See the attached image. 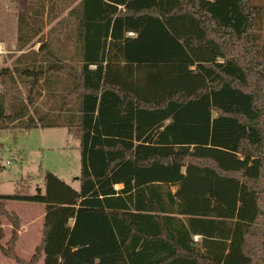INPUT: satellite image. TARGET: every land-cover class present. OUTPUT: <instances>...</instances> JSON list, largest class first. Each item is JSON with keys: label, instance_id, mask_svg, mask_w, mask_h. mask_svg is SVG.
Masks as SVG:
<instances>
[{"label": "trees", "instance_id": "obj_1", "mask_svg": "<svg viewBox=\"0 0 264 264\" xmlns=\"http://www.w3.org/2000/svg\"><path fill=\"white\" fill-rule=\"evenodd\" d=\"M18 1L23 49L53 0H39L35 20L33 0ZM70 3L79 68L41 44L48 66L21 74L30 106L50 75H67L71 86L55 110L34 108V116L24 104L6 115L0 94V130L20 121L22 130L66 128L79 142V188L46 172L43 192L0 195V217L12 226L3 246L0 224L2 256L15 264H264V3ZM8 201L45 207L28 261L15 253L19 223Z\"/></svg>", "mask_w": 264, "mask_h": 264}, {"label": "rangeland", "instance_id": "obj_2", "mask_svg": "<svg viewBox=\"0 0 264 264\" xmlns=\"http://www.w3.org/2000/svg\"><path fill=\"white\" fill-rule=\"evenodd\" d=\"M43 2L46 0H42ZM42 1L33 0L31 11L33 19L36 12L42 7ZM264 3V0H255ZM71 0H53L52 3H43L45 14L40 17L41 33L23 50L17 45L11 48L14 42L12 37L19 25L20 8L17 0H0V41H3L7 53L0 56V94L5 98V113L12 114L14 108L24 104L33 115L55 110L71 86L70 79L64 74H54L47 78V83H40L37 90L40 97L34 95L33 105H28V79L21 71L35 65L48 66L44 52L38 53L41 44L50 52L79 68V60L75 55L74 23L68 15L74 7ZM35 22V21H34ZM34 23L35 28L38 24ZM41 42V43H40ZM47 60V59H46ZM46 78V76H44ZM215 117V114H213ZM20 122L8 124V129L0 130V195H33L37 188H43L44 174L50 172L78 190L76 180L80 173L79 142L68 135L64 128L31 130L17 129ZM9 209H21V202L10 201ZM1 222V221H0Z\"/></svg>", "mask_w": 264, "mask_h": 264}, {"label": "crops", "instance_id": "obj_3", "mask_svg": "<svg viewBox=\"0 0 264 264\" xmlns=\"http://www.w3.org/2000/svg\"><path fill=\"white\" fill-rule=\"evenodd\" d=\"M12 40L14 42L10 45L11 48L15 47V45H17L16 47L20 51L25 48V47L23 49L18 48L19 46L18 27L17 30L15 31L14 37H12ZM0 43L5 47L3 41H0ZM46 129H53V128H46ZM43 188H39V189L43 192ZM121 188L122 186L120 185L115 187L116 190H119ZM175 190L176 188H172V192H175ZM10 203H11L10 201L4 202L3 205L6 212L14 213L18 218L19 230L17 232L18 239L15 244V253L19 258L28 261L34 255L35 249L37 248V246H39L41 242L44 216H45V207L40 204L21 202L22 204H24L21 206V209H9L8 206L10 205ZM0 221H1L0 222L1 228L4 234V238L2 239L1 244L4 246L11 237L12 226L4 217H0ZM70 224L73 225V221H71ZM194 240L197 241L198 237H194ZM0 264H15V263L12 260L2 256V254L0 253ZM37 264H43V257Z\"/></svg>", "mask_w": 264, "mask_h": 264}, {"label": "built area", "instance_id": "obj_4", "mask_svg": "<svg viewBox=\"0 0 264 264\" xmlns=\"http://www.w3.org/2000/svg\"><path fill=\"white\" fill-rule=\"evenodd\" d=\"M128 36H132V34H128ZM7 53V50L5 49V47L0 43V56L4 55Z\"/></svg>", "mask_w": 264, "mask_h": 264}]
</instances>
